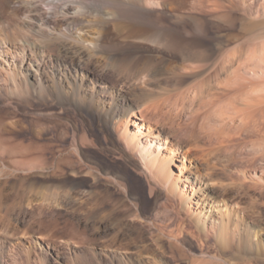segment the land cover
<instances>
[{
	"label": "bare ground",
	"instance_id": "1",
	"mask_svg": "<svg viewBox=\"0 0 264 264\" xmlns=\"http://www.w3.org/2000/svg\"><path fill=\"white\" fill-rule=\"evenodd\" d=\"M181 1L185 3L179 0L181 4L174 1L176 5L170 0H0V98L4 97L7 108L15 111L18 104L27 107L35 99L46 103L49 98L60 106L70 105L74 115L80 116L72 125L68 151L60 154L58 151V155L54 153L51 158L46 154L48 143L39 141H42L39 129H34V134L25 142L23 137L12 132L17 130L14 129L17 126L14 117L0 116V179L19 174L43 175L50 167L59 169L63 163L72 172L91 177L90 188L87 186L88 189L78 190L75 194L79 207L88 202L96 204L94 190L103 179L105 192L124 206L119 209L127 222L134 220L148 227L156 250L174 249L186 257L187 248L192 253L189 256L192 264H236L226 258V254L234 252L247 259L243 264H264V211L260 207L255 210L254 206L258 205L250 195V190L264 191V142L258 141L261 138L257 142L249 141L258 147L260 158L258 163L252 162L249 166L236 164L237 149L243 145L232 142L236 134L264 131V126H260L264 121V79L257 75L260 82L257 84L252 78L256 71L264 74V45L261 46L264 41L258 56L253 53L255 48L252 52L250 49L243 52L242 47L226 53L219 50L214 56L216 62L212 63L211 80L206 78L194 87L185 82L187 87L181 86L178 91L173 89L174 93L165 91L166 95H163L159 89L154 90V85V89L149 88L150 79L159 78L158 73L164 69L171 70L179 79L178 75H189L191 68L204 67L206 64L202 62L210 54L207 47L198 45L197 40L206 33L210 19L220 24L232 23L235 19L227 9L240 4L239 0ZM192 34L201 37L194 40ZM113 39L117 42L111 45L109 40ZM123 42L125 47L120 46ZM135 44L137 52L147 53L144 63L136 69L143 80L140 79V84L133 82L129 90H124L115 81H107L102 74L108 69L119 71L122 66L119 57L134 53ZM248 50L251 54H247ZM241 51L246 56H242ZM153 53H162V59L155 62L157 56ZM171 53L177 55L181 63L168 62ZM93 60L100 66L99 73L90 69ZM254 66H259V70ZM248 75L252 76V81ZM222 82L224 85L220 88ZM219 96L245 103L239 108L231 107L228 114L223 111L225 108L221 109L222 115H217L216 118H220L213 122L218 125L214 132H205L202 122L212 118L207 116L211 108L206 109L205 105L213 104ZM29 112L31 115L36 113ZM4 119L8 121L3 126ZM92 119L100 129L98 140L91 129ZM63 128L57 130L58 138L68 134ZM88 146H98L116 166H111V162L110 165L103 164L86 150ZM220 154L228 163L233 161V166H218ZM255 157L253 155L250 160ZM135 181L140 184L139 189L134 187ZM5 183L0 180V194ZM34 184L35 180L31 187ZM44 191L36 189L34 192L49 200ZM62 194L68 200L74 197L70 191ZM117 205L113 206V213L117 211ZM261 205L264 206V200ZM86 206L88 208V205L83 208ZM87 218L84 219L88 222L91 218ZM84 225L77 226L79 242L83 245L88 243L81 236L85 233ZM93 228L100 235V227ZM113 236L107 245H114L116 234ZM9 242L10 248L0 239V264H14L16 257L12 245L24 250L25 264L35 257L34 247L27 242L18 238ZM146 244H139V248L136 245L135 250L128 245L124 248L134 252L149 251L150 245ZM85 252L90 253V258L85 261L91 260L93 264H105L103 256L125 260L120 253L107 250L106 245L92 243L86 245ZM149 256L137 259L148 263L152 260ZM41 257L40 254L39 260ZM63 260L71 264L69 260Z\"/></svg>",
	"mask_w": 264,
	"mask_h": 264
},
{
	"label": "rangeland",
	"instance_id": "2",
	"mask_svg": "<svg viewBox=\"0 0 264 264\" xmlns=\"http://www.w3.org/2000/svg\"><path fill=\"white\" fill-rule=\"evenodd\" d=\"M172 1L173 2L176 1L177 4H181V3H178V0H170L171 4L173 3ZM239 1H240L239 6H237L234 9H227V10H229L228 14H230V16L233 17V19H235L232 23H230V24H228V23L222 24L221 23L220 24L217 20L210 19V22H208L209 24H207L208 27H207L206 33L202 37L199 36V37H201V39L199 37H197L195 34L191 35L192 39L194 38V40L199 38L197 40L198 45L202 44L205 48L207 47L206 49H207L208 53L210 54L209 56L208 55L206 56L205 61L203 60L204 63L202 62V64H206L204 67H202V68L199 67V68H194V69L191 68L190 70H192V71L188 73L189 75L184 74V75L180 76V75H178L179 73H177V75L179 76V79L176 76H174L175 73H172L171 70H168V69L161 70L160 71L161 74L158 73V76L161 75L160 76L161 78L160 77H159L160 79L158 77H155L153 79L151 78L150 81L148 82L149 84L147 83L148 86L150 85L149 88L154 89L153 87L155 86L156 88L154 90L159 89L158 91H160V93H162V94L164 93L166 95V92H167V94L168 93H174V92H176L174 90L178 91L182 87H187L186 85H190V86L194 87V84H199L201 81H203L206 78L211 80L212 77L209 75H211L213 72V65L214 64H212V63L216 62L215 57H216L217 53L219 52V50L225 51V53H226V52H229L232 48H235V47L241 48L242 47L244 49V50L242 49V51L246 52L247 49H250V51H251L253 48H255L253 50L254 55H256V56L260 55V52H259L260 48H261V46L264 45V42H263L264 41V10H263V6H262L263 1L262 0H239ZM176 2H174L175 5H176ZM179 2H182V4L185 3V1L183 2L181 0H179ZM172 5H174V4H172ZM43 6L46 8L48 7L47 5H44V4H43ZM7 15H9V14H7ZM193 36H195L196 38ZM109 42L112 45V43L113 44L116 43L117 40L113 39L112 41L109 40ZM203 42H204V44H203ZM262 42H263V44H262ZM237 45H239V46H237ZM247 45L249 47H247ZM257 45L258 46L261 45V46L258 48ZM120 46L125 47V43L123 42V44H121ZM135 46L137 47V45L135 44L133 46L135 48L136 52L134 51V53H129V54L127 53V54H124L125 56L121 55V57H119L120 58L119 61L121 60V63H122L121 64L122 66L119 69L120 72L117 70L108 69V70H105L102 74L103 77L107 81H109V82L115 81L118 84V86L123 87L124 90H129V88H131L130 85L133 82L134 83L136 82V84L137 83L140 84L141 81L143 80L141 77V74H138L136 69L142 65L143 61H145L144 58H145L147 53L144 51H142L144 53L139 52V51L137 52L138 49ZM256 47H257V50H256ZM242 51H241V55L246 56V54H244ZM250 51L248 50L247 54H251L252 51L251 52ZM162 52H163V54H167V51L164 52L162 50ZM211 52H213V53H211ZM172 53L170 56L167 55L169 57V59L167 61L168 62L171 61L170 63L173 62V64L179 63V62L181 63L180 58L177 55L174 56L175 54L172 55ZM148 54H150V53H148ZM160 54H162V53H153L154 56H157V57H155V59H156V60H154L155 62H157V60H159V59H162ZM174 58L175 59L177 58V59L175 60ZM178 60H180V61H178ZM193 61L195 64H197V62L195 60H193ZM127 63H129V64H127ZM194 63L192 62V64H194ZM199 63H201V62H199ZM90 66H91L90 69L92 71H94L95 73H99L98 71H100V66L96 65L95 60H93L90 63ZM129 66H130V68H129ZM126 67H128V68H126ZM206 67H208V68H206ZM254 67L256 70H259V66H254ZM261 69L263 70V68H261ZM175 70H176L175 72H177V71L180 72L179 69H175ZM203 72H204V74H203ZM255 73H256V75H254L255 77L248 75V78H250V76H251L254 80L257 81V84H258L260 82H258L259 79L257 78V75H259L261 77V80H262V79H264V74L262 72H257V71ZM139 75L141 78H139ZM252 78H250V81H252L251 80ZM140 79H142V80L140 81ZM180 80H182V81H180ZM256 81H254V82L256 83ZM185 82H186V85H185ZM190 82L193 84L191 85ZM224 82H222L223 84L221 83L219 85L220 88L224 85ZM230 82H232V80ZM172 83H173V85H172ZM226 83L228 84L227 81H226ZM248 83H249V81L247 82V84ZM230 84L231 83H229V85ZM160 86H162V88ZM222 97L223 96H221V97L219 96V98H217V100L215 99L214 100L215 102L213 104H208V106H206L207 104L205 105V108L210 107L211 110L214 111L213 112V111L209 110L207 112V116H209V118H211V117L212 118L202 122L203 123L202 126L204 125L203 127L205 128L204 129L205 132L206 131L209 133L214 132L213 130L216 129L215 127H217L218 125L215 126L217 122L216 123H213V122L217 121L218 118H220V117L216 118L217 115L221 116L223 111L225 113H227V112L230 113V111L232 110L231 107H233V108L238 107L239 108V107L244 106L245 102H243V100H239V101L238 100L237 101L231 100L232 103L230 105L228 104L230 106L229 107L227 105V103L231 102L229 100V98H228L229 102H226V101H228L226 99L227 96H224L225 97V98L223 97L224 99ZM3 98L4 97L0 98V116H3V118H4L7 115L8 116L12 115L14 117L15 123L17 124V126L14 129L17 128V130H13L12 131L13 134L17 135L19 138L23 137V140H25V142H27L29 137L31 136V134H34V132H33L34 129H39L41 132L39 137L42 138V141L39 137L38 138L40 140L36 136H35V138L37 140H39L41 143L42 142L48 143L49 146L46 150L47 151L46 154L47 155L49 154L50 158L52 157V155L54 153H55L54 155L57 156L58 151H59V154L61 152L68 151L69 140H70V137H71L70 135H71V131H72L71 130L72 125H74L76 120L80 118L79 115H77L79 118H77V116L74 115L75 113L73 112V110H72L73 108L70 105L63 107L57 103L52 102V100L49 98H47L45 100L46 103H40V101H37L35 99L32 102H30L31 104H29V106H27V107L24 106V104H20V105L18 104L19 107L15 111V110H12V109L10 110L7 108L8 106L3 102V100L5 98L4 99ZM220 98H222V99H220ZM218 99H220V100L218 101ZM216 102H217V105H215ZM218 102H220L222 104H220ZM236 102H238V103H236ZM232 104H234V105H232ZM58 105H59V107H58ZM209 105H211L212 107ZM23 106H24V108H23ZM226 106H228V107H226ZM205 108H204V110H205ZM218 108H220L219 109L220 111L223 108H225L226 110L223 109V111L219 112ZM24 109H27V110L24 111ZM30 110L36 111L37 114L35 113V115H33V114L31 115L29 112ZM210 115H211V117H210ZM71 119H74V120L71 121ZM93 119H92L93 125H92L91 129L94 133L97 134L96 136H98V137L96 139L98 140L101 138L100 131H98L100 129L98 127V123L96 122V120L94 121ZM7 121H8V119L3 120V126H4V123L5 124L7 123ZM66 123H67V125H63ZM207 124H209V125H207ZM260 124H261L260 126L263 127L264 121L262 123L260 122ZM63 127L68 130V134L64 138H58L59 135H58L57 130L62 129ZM14 131H16V132H14ZM258 138H261V140L260 139L258 140L259 142H264V131L260 132V133H258V132L257 133L242 132L238 135L236 134V136L233 137L234 141H232V142H234L235 145H237V144L243 145L242 148L237 149V151H238V153L236 154L237 156L235 155L236 164H239V165L243 164V166H249L255 162L258 163V161H260V158H258L259 157L258 147H256V145L249 144V141L250 142H254V141L257 142ZM52 144H54V145H52ZM93 147L94 146H92V147L88 146V147H86L87 148L86 150L89 153H92V155L96 156L98 159H101L103 161V164H105V165L109 164L110 165L112 163L111 166L112 165H113V167L116 166V164L109 161L108 158L105 157L104 154H102V150L100 151L98 146H95L94 148ZM48 149H49V151H48ZM51 151H52V154H51ZM103 153H105V152L103 151ZM252 153H254V154H252ZM253 155H255L256 157H255V160L252 161V160H250V158ZM223 161L226 164L223 163ZM232 162L228 163V160L224 156H222V154H220V156L218 155V159H217V165L218 166L221 167L223 165L226 168L227 167L230 168L233 166ZM219 163H221V164H219ZM228 164H230V166ZM236 164H234V165L236 166ZM61 165H60L59 169H57L58 167L57 168L50 167L47 170L49 172H47V173L45 172L46 174H43V175L40 173L23 174V176L19 174L18 176H16V175L11 176V177L8 176L5 179L4 178L0 179L1 182L4 180L6 181V183H5L6 185L4 187L5 189L3 190L2 194H0V239L7 242L5 244L8 245V248H10V242L9 241L11 240V241L15 242V240L17 238L21 239L25 243L27 242V244L32 245L35 249L34 254H36V255H34L35 257L30 258L29 264H62V263L66 264V263H64L65 260H63V259L69 260V262H71V264H74V263L93 264L91 262V260L85 261V259L90 256V253L89 254L86 252L84 253L86 245L89 246L92 243H95L97 246H101V245L105 246L106 245L107 250L109 249L110 252H111V250L114 252L116 251L125 257V260H124V258L120 257L122 259L121 260V259H116V258L113 259V258H111V256H103L102 255L103 260H105V264H106V262H108L107 264H123V262H124V264H128L129 262H130L129 264H133L134 262H136V264H146L147 262L146 263L141 262L137 258H139V257H141V258L145 257L146 258V256H148V255H150L149 257H151V259H152L151 262H148L149 264L150 263H152V264H192L190 257H189L192 253L189 250H187V248H185V247L184 248L186 249V252L189 253V254L186 253L187 254L186 257L183 253L179 254L180 251L176 252V250H174V249H173L174 251L173 250L169 251V249H166L165 251L156 250L155 245H153L155 243L152 242L151 236H149L150 230L148 229V227L142 226V224L140 222H138V221L134 222V220L127 222L128 220L122 216L123 213L119 209V208H123L124 206H122L121 203L118 202V199L109 196L108 192H105L103 179H100L98 181L97 187L94 190V191H96V193L94 192L95 196H96V200H95L96 204L93 205V204H90L88 202L87 204H84V205H88V208H87V206L85 208H83L84 205L83 206L81 205L79 207L80 204L77 205L78 201H76V200H78V199H77V195H75V194L78 190L82 191L84 188L85 189H88V187L90 188L89 181H90L91 177L89 175H86V173L76 174L75 172H72V170H70V168L67 167L66 165L63 164L62 167H61ZM55 169H57L56 172L54 171ZM52 171H54V172H52ZM40 175H42V176H40ZM34 180H35V184L33 185V187H31V182L32 181L34 182ZM12 184H16V185L11 186V188H10V185H12ZM14 187H15V189H12ZM134 187L136 189H139L140 184L137 181H135ZM43 188L46 191V195H47L46 199L49 198V200L48 199L45 200V199H43V197L42 198L39 197V195L37 193L35 194V192H34V191H36V189L37 190L40 189L41 191H44ZM50 190H52V191H50ZM69 191L72 192V194H74L73 195L74 197L71 200L63 198V194H62L63 192L65 193V192H69ZM56 192H58V193H56ZM51 193H56L57 195L54 194V195H56V197L54 195L50 196ZM59 194H61L62 197ZM250 195L257 202L256 204L258 206H254L255 210H256V208L258 210V208L260 207L264 211V206L261 205L263 200H264V198H263L264 197V191L261 193H258L256 191L250 190ZM247 199H249V198H247ZM64 200H66L65 201L66 203L64 202ZM114 205H117V211H115L113 213L112 208ZM146 205H147V203H146ZM97 207H98V209H97ZM87 209H90V210H88V212L94 211V212H92L93 214L91 212L88 213ZM87 216H88L87 219L91 218L88 221V222H91V224H88V222L85 220ZM121 218L124 222L121 220ZM93 222H94V224H92ZM125 224H126V226H125ZM79 225H81L82 227H83V225L85 226V233H83L81 235L83 238L86 239L85 241L88 242V243H85V245H83L79 242V235L78 234L80 231H79V227H77ZM89 225H91V226H89ZM93 226L94 227H97V226L100 227V229H99L100 235H99V233L98 234L95 233L94 230H96V229H94ZM137 229H139L140 231L138 230L139 232H136ZM129 233H131V235ZM115 234H116V240L113 242L114 245L113 244H111V246L107 245V242L110 239H112L114 237L113 235H115ZM128 234H129V236H128ZM132 235H133V237H132ZM92 239H94V240H92ZM117 239H118V241H117ZM163 242L165 244L168 243L166 240H163ZM143 243L144 244L147 243L146 245H150V248H149L150 250L148 249L149 251H146V249L145 250L142 249L140 252H134V251H126L124 248L125 245L126 246L128 245V246H133V249L131 248V250H135V247L138 246V248H139L140 246L143 245ZM139 244H141V245L139 246ZM12 246H13V248H12ZM12 246H11L12 253L16 257L14 264H25V257H24L25 254L23 253L24 250H22V249L19 250V246H17V245H12ZM117 247H119V248H117ZM151 247L154 248L155 251ZM8 248L7 249L5 248L6 251H8ZM80 250H82L83 252H81ZM151 250H153V252ZM40 254L43 257V259L41 257V260H39ZM223 255H225V254H223ZM229 255H231V256H229ZM238 255H239V257H238ZM238 255L234 252L231 254H226L227 257L226 256L225 257L227 259L229 257L230 261L237 262L236 264H243V263L247 262V259H245V258L243 259V257H242L243 255H241V254H238ZM178 256H181V258ZM83 260H84V263L82 262Z\"/></svg>",
	"mask_w": 264,
	"mask_h": 264
}]
</instances>
